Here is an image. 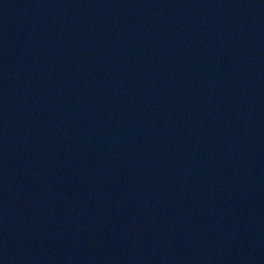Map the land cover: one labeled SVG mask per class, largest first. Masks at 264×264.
Here are the masks:
<instances>
[{
  "label": "water",
  "instance_id": "1",
  "mask_svg": "<svg viewBox=\"0 0 264 264\" xmlns=\"http://www.w3.org/2000/svg\"><path fill=\"white\" fill-rule=\"evenodd\" d=\"M0 264H264V0H0Z\"/></svg>",
  "mask_w": 264,
  "mask_h": 264
}]
</instances>
